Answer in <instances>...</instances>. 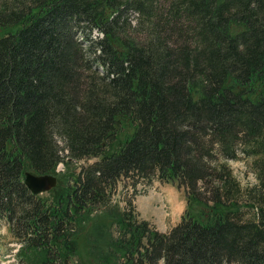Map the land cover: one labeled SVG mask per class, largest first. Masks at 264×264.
<instances>
[{
    "label": "trees",
    "instance_id": "1",
    "mask_svg": "<svg viewBox=\"0 0 264 264\" xmlns=\"http://www.w3.org/2000/svg\"><path fill=\"white\" fill-rule=\"evenodd\" d=\"M0 221L18 264H264V0H0Z\"/></svg>",
    "mask_w": 264,
    "mask_h": 264
},
{
    "label": "rangeland",
    "instance_id": "2",
    "mask_svg": "<svg viewBox=\"0 0 264 264\" xmlns=\"http://www.w3.org/2000/svg\"><path fill=\"white\" fill-rule=\"evenodd\" d=\"M57 142L62 144L60 140ZM229 165L242 186L250 187L256 183L250 159L229 161ZM63 167L64 165H60L58 170H62ZM133 203L139 216L151 222L160 231L179 220L185 208L184 191L172 183L153 181L149 186L143 184L137 186ZM18 246L8 227L0 221V264H18L16 257ZM81 250L85 252L84 248Z\"/></svg>",
    "mask_w": 264,
    "mask_h": 264
},
{
    "label": "water",
    "instance_id": "3",
    "mask_svg": "<svg viewBox=\"0 0 264 264\" xmlns=\"http://www.w3.org/2000/svg\"><path fill=\"white\" fill-rule=\"evenodd\" d=\"M23 182L33 194H41L55 186L56 177L53 174H37L33 171H25Z\"/></svg>",
    "mask_w": 264,
    "mask_h": 264
},
{
    "label": "crops",
    "instance_id": "4",
    "mask_svg": "<svg viewBox=\"0 0 264 264\" xmlns=\"http://www.w3.org/2000/svg\"><path fill=\"white\" fill-rule=\"evenodd\" d=\"M181 215V214H180ZM180 217V216H179ZM177 222V221H176ZM175 223V222H174ZM170 225H168L167 227H165L164 229H162V230H160V231H165V230H167L168 229V227H169Z\"/></svg>",
    "mask_w": 264,
    "mask_h": 264
}]
</instances>
